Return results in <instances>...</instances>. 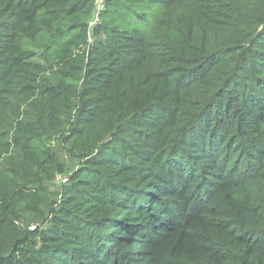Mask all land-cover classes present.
<instances>
[{
  "label": "trees",
  "instance_id": "obj_1",
  "mask_svg": "<svg viewBox=\"0 0 264 264\" xmlns=\"http://www.w3.org/2000/svg\"><path fill=\"white\" fill-rule=\"evenodd\" d=\"M0 264H264V0H0Z\"/></svg>",
  "mask_w": 264,
  "mask_h": 264
},
{
  "label": "rangeland",
  "instance_id": "obj_2",
  "mask_svg": "<svg viewBox=\"0 0 264 264\" xmlns=\"http://www.w3.org/2000/svg\"><path fill=\"white\" fill-rule=\"evenodd\" d=\"M51 148L53 149V151H56L59 155V161L61 164L64 165L67 173L69 174L71 171H73L76 167L77 162L65 152L64 148L58 143H52ZM67 175L57 174L52 183L49 184V191H58L61 187V184L63 183V179H66Z\"/></svg>",
  "mask_w": 264,
  "mask_h": 264
},
{
  "label": "built area",
  "instance_id": "obj_3",
  "mask_svg": "<svg viewBox=\"0 0 264 264\" xmlns=\"http://www.w3.org/2000/svg\"><path fill=\"white\" fill-rule=\"evenodd\" d=\"M65 181H66V179L64 178V179H63V182H65Z\"/></svg>",
  "mask_w": 264,
  "mask_h": 264
}]
</instances>
